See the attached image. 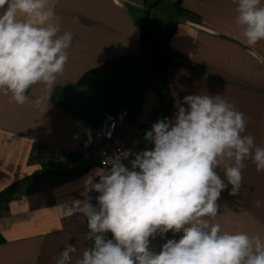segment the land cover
Returning a JSON list of instances; mask_svg holds the SVG:
<instances>
[{
  "label": "crops",
  "instance_id": "crops-1",
  "mask_svg": "<svg viewBox=\"0 0 264 264\" xmlns=\"http://www.w3.org/2000/svg\"><path fill=\"white\" fill-rule=\"evenodd\" d=\"M49 7L62 32L75 35L64 73L50 91L43 84L30 88L22 106L0 94V193L19 183L0 203V264H56L69 243L77 248L69 264H76L91 246L87 219L69 215L64 205L82 199L101 168L75 164L67 154L101 144L105 119L129 125L172 119L185 96L221 94L247 118L244 134L264 146V41L242 42L234 0H49ZM145 15L154 48L177 56L165 83L158 55L140 36ZM45 95L43 111L36 101ZM145 134L140 152L152 148ZM245 164L239 193L231 195L227 185L213 222L223 231L264 235V172L251 160ZM73 168L78 172L63 173ZM215 171L227 184L223 170ZM33 174L41 178L30 193L24 180ZM91 195L95 203L97 193ZM182 235L157 233L150 250L158 253Z\"/></svg>",
  "mask_w": 264,
  "mask_h": 264
},
{
  "label": "clouds",
  "instance_id": "clouds-1",
  "mask_svg": "<svg viewBox=\"0 0 264 264\" xmlns=\"http://www.w3.org/2000/svg\"><path fill=\"white\" fill-rule=\"evenodd\" d=\"M234 2L242 42L264 41V0ZM74 37L62 32L49 0H0V94L22 106L33 86L50 91L65 71ZM49 99L41 97L37 107L45 111ZM247 123L221 94L188 95L172 119L157 120L146 132L154 147L136 153L130 168L116 154L109 167L95 170L83 198L64 205L69 215L87 219L92 242L76 264H264V235L223 231L213 222L227 185L231 195L239 193L245 161L264 172V146L244 134ZM169 231L183 235L158 253L150 250L149 238ZM76 252L69 243L56 264H69Z\"/></svg>",
  "mask_w": 264,
  "mask_h": 264
},
{
  "label": "built area",
  "instance_id": "built-area-1",
  "mask_svg": "<svg viewBox=\"0 0 264 264\" xmlns=\"http://www.w3.org/2000/svg\"><path fill=\"white\" fill-rule=\"evenodd\" d=\"M150 124V122H146L129 125L108 119L103 120L98 129L102 143L91 144L77 152L75 164L106 168L110 166V159L119 154L122 163L130 168L131 160L135 158L136 153L140 152L142 135L151 130ZM67 156L71 157L72 154H67Z\"/></svg>",
  "mask_w": 264,
  "mask_h": 264
},
{
  "label": "trees",
  "instance_id": "trees-1",
  "mask_svg": "<svg viewBox=\"0 0 264 264\" xmlns=\"http://www.w3.org/2000/svg\"><path fill=\"white\" fill-rule=\"evenodd\" d=\"M178 2L180 0H177ZM140 36L142 39V42L144 45H147L148 47L151 48V51L153 52V54L158 55L159 57V63H160V68H161V75L162 78L164 80V83L166 82V78H165V71L168 68V65H170L174 58H176L177 56L175 54H173L167 47L164 48H154L153 46V35H152V30H151V26H150V22H149V17L148 15H145L142 23L140 25ZM165 118V116H164ZM163 118V119H164ZM150 128H152V125L155 123L154 120L150 121ZM38 147L36 146V148H34V154L37 155L38 152ZM72 160H77V156H71ZM83 169V168H81ZM77 169L73 168L72 171H67V172H63L64 174L68 175V174H73V173H77L78 171H76ZM41 176L38 174H33L30 177H28L27 179L24 180V183H26L27 185V191L28 192H33L35 191L36 185L38 183V181L40 180ZM19 183H16L12 186H10L9 188L5 189L3 192L0 193V203L3 200H7L9 199L13 192L16 191V189L18 188Z\"/></svg>",
  "mask_w": 264,
  "mask_h": 264
}]
</instances>
